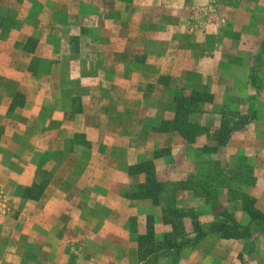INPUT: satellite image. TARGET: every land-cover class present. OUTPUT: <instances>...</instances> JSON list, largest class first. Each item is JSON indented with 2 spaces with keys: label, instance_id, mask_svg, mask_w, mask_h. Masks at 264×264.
Returning <instances> with one entry per match:
<instances>
[{
  "label": "rangeland",
  "instance_id": "374dc122",
  "mask_svg": "<svg viewBox=\"0 0 264 264\" xmlns=\"http://www.w3.org/2000/svg\"><path fill=\"white\" fill-rule=\"evenodd\" d=\"M177 5L187 16H174L172 0H0V107H9L12 95V104L20 107L16 112L10 110L11 114L8 116L11 121L5 120V124L0 125V154L4 150L8 151L10 157L33 153L31 147L25 148L16 144V141H22L24 136V145H28L26 127L21 125L17 129L12 125L17 127L22 121H37L40 117L43 123H51V120L56 123L57 113L54 109L64 110L61 113L63 126L54 129H57L59 134L72 136L66 138L65 145H61L60 138L54 141V150L59 145L60 149L65 148V159L56 163L51 170L31 168L30 166L36 163L26 160L20 163L17 159L18 162L9 163L11 168L15 169V165H18V170L21 169L22 173L26 171L22 177L24 187H28L26 184L30 183L29 173L42 176V180L34 184H44L58 172L60 176L54 179V185L58 188L49 196L48 206H43L41 210L28 208L26 198L30 193L23 190L22 194L17 195L10 193V189L0 187V252L7 256L4 257L5 262H8V257H11V264L14 260H35L31 254L35 246L29 243L30 235L35 232L42 234L46 228L40 224L36 227L30 226L35 212L39 211L40 215L49 220L59 219L62 214L70 217L83 214L81 208L72 204L76 201L77 194L74 190L78 187H82L78 197L82 198L79 202L84 209V217H92L90 214H93L100 221H109L111 224L127 218L128 230L131 223H136V232L132 233L135 238L138 234L147 232L149 219L154 225L153 216L144 211L155 203L154 200L130 199L125 196L133 192L139 182L138 179L121 173L126 163L124 143L117 145V151L114 150L109 144V133L104 132L102 144L93 145L87 133L74 134L72 125L77 124L80 118L74 121L69 119L68 115L85 105L89 114L85 119L82 118L81 122L92 125L95 121L106 124L116 121L122 132V142L129 133L135 141L126 140L141 149L142 141L137 139V136L144 135L145 127L151 124L150 121L156 113V110H150L148 107L151 104H145L143 97H153L155 106L157 78L161 79L174 71L173 65H158L155 59L150 60L152 64L148 66L134 64L141 60L140 55L136 56L140 50L141 54L145 55L157 47L156 38L150 37L152 32L147 28L155 31L156 27L161 25L165 29V48L170 43L168 33L174 27L178 30L190 27L199 31L226 25L238 29L247 27L248 30L262 28L264 31V0H180ZM132 26L138 30L141 28L146 33L129 35L132 45L126 55V48H120L118 44L125 43L128 34L126 27ZM142 43L148 46L143 47L140 45ZM259 53L258 60H255L250 71L254 83L264 92V50ZM126 57L131 58L132 63L128 59L129 64H126ZM141 72L148 73V80L138 83L137 90L125 91L127 81H130L131 77H138ZM177 86L182 88L187 87V84L178 83ZM80 93L84 95V99ZM94 99L100 100V109H94ZM111 106H117L115 115L114 110H110ZM39 107H44V110L39 111L36 118V109ZM125 107L129 111L126 112ZM98 112L100 118L95 117ZM8 126L11 128H7ZM54 129L52 130L56 134ZM37 132L34 130L35 136ZM145 139L142 138L143 141ZM37 152L42 153L43 150L37 149ZM194 152V147L184 150L174 154L176 163L168 160L157 166L156 177L166 185L169 192V195H166L167 203H164L167 216L169 219H182V222H185L184 228L173 233L177 241L195 237V234L190 233L194 228V217L174 216L175 211L179 210L176 207L181 198L184 197L185 203H188L190 196L188 197L187 190L190 188L196 191L200 204L197 202V209L189 213H192L205 229L220 221H229L232 225L230 217L233 216L242 226L252 230L253 225L242 220L228 205L233 200L243 198L244 194L254 196L252 188L255 184V174L252 166H237L232 162L217 164L201 158L195 160V163L189 162V159L194 158ZM113 169H116L117 177L112 179L108 177V173ZM189 174L192 176H187ZM106 182L107 186H112L118 191L108 198V189L103 187ZM62 189L68 193L59 194ZM105 198L106 209L103 206ZM57 200L61 201V205H55ZM131 201L132 207L128 204ZM121 213L123 217H120ZM105 229L108 234L112 232V227ZM51 230L46 236L48 240L49 235L59 233H55V226ZM81 230L85 237L84 245L80 244L83 251L94 249L95 244L91 241L92 224L86 220L83 228L78 227V232ZM172 232L171 224L163 226L159 231L154 226V240L144 243L141 250L140 242H137L139 253L145 257L142 264H157L165 253L164 240L158 237ZM80 245L78 247V243H74L71 247L80 248ZM192 247L195 246L185 248ZM18 251L23 253L25 259L18 256ZM170 253L176 252L170 250ZM157 256L158 260L155 261Z\"/></svg>",
  "mask_w": 264,
  "mask_h": 264
},
{
  "label": "crops",
  "instance_id": "0c3cea01",
  "mask_svg": "<svg viewBox=\"0 0 264 264\" xmlns=\"http://www.w3.org/2000/svg\"><path fill=\"white\" fill-rule=\"evenodd\" d=\"M179 1L172 0L174 7L173 14L177 17H185L187 14L182 12L177 5ZM147 29L152 32L150 37L156 38L157 47L145 55L141 54L142 50H140V53L136 56L140 55L141 60L134 62V64L148 66L152 64L150 60L155 59L158 65H173L174 71L172 74L164 75L161 79L157 78L155 106H153V97L149 99L144 94H140V96H144L143 100H145L147 106L151 104L148 106L150 110H156L154 118L150 121L151 124L144 129L145 133L143 136L146 138L145 141L142 140L143 136H137V139L142 141L141 149L134 143L132 144L129 140H126H133V137L129 133L124 138V142H122V132L118 128L116 121H110L107 124L95 121L92 125L81 122L82 118L85 119V116L89 114L85 110V105L78 111H71L72 115H68V118L74 121L80 118L77 124L72 125L75 131L74 134L87 133L94 145L102 144V133L108 132L110 135L109 144L116 151L117 145L124 143V146H126L124 151L126 163L121 173L124 172V176L126 174V176L132 179H138L139 182L133 192L125 193V196L130 199H142L133 198L132 193L137 191L139 185L146 179L145 173L132 172L130 170L132 165L152 160L156 173L158 165L166 163L168 160L176 163L174 154L193 147L195 148V156L189 159V162L192 163L201 158L204 161H213L217 164L232 162L237 166L245 164L252 166L255 174V184L252 188L253 198L256 200V207L264 213V92L258 89L259 87L254 83L252 72L250 71V67L255 64V60H258L257 55L264 50L263 29L253 28L248 30L247 27L238 29L222 25L215 28L208 27L207 30L194 31V28L190 27L179 30L174 27L168 33L170 34V36H167L170 39V43H168L167 48L164 47L166 45V32L161 25H158L155 31ZM126 33L128 34L125 37V43L118 45L120 48H126L125 52L128 55L127 50L132 45L129 41V35L136 33L143 34L146 31H143L141 28L138 30L132 26L126 27ZM140 45L143 47L148 46L146 43ZM117 48L116 43L115 50ZM247 51L248 54H246ZM132 58L134 59V57ZM128 59L129 57H126V64H129ZM129 61L132 63L131 58ZM147 80L148 73L141 72L138 74V77H131V80L127 81L125 91L129 90L131 92L133 89L137 90L138 83ZM178 83H185L187 87L179 88L177 86ZM180 90H184L185 95H189L192 92H209L211 94L212 99L210 101L204 100L197 103V109L189 114V118L192 122L199 123L201 126L208 128L209 133L210 131L217 130L222 125L225 126L230 123L229 125H231L230 128L232 130L225 144L217 146V149L205 151V146L218 145V142L213 139L211 134H201L194 142H189L183 138L178 130L164 129V124L167 121L173 120L177 115L178 102L176 101V96ZM14 94H16V91H14ZM80 94L82 99H84V95ZM12 98L13 95L9 101V107H0V125L5 124V120L7 122L11 121V118L8 116L11 114L9 113L10 110L16 112L20 108L12 104ZM93 102L94 109L101 108L100 100L94 99ZM125 109L126 112L129 111L126 107ZM36 110H38L37 118L39 111H43L44 107H39ZM110 110H114L113 114L115 115L117 113V106H111ZM63 111L61 109H54V112L57 113L55 115L56 123H53V120L48 124L43 123L40 117L37 121L36 119L22 121L17 124V127L16 125H12V127L17 129L21 125L26 127V131H28V145H24V140H26L24 136L21 139L22 141H16V144L22 147L25 146V148L31 147L33 153H23L22 155L10 157L8 151L4 150L0 154V187L10 189L9 192L13 194L19 195L23 193L24 182H22V177H24L26 171L22 173L21 169L18 170V165H15V169L11 168L9 163L18 161L21 163L22 160H26L29 163H36V165L30 166L31 168H40L43 171H48L56 163L64 161L65 148L60 149L61 146L58 143V148L56 150L53 149L54 141H58L60 138L61 145H65L66 138L72 137L59 134L60 132L54 129L55 127L59 128L63 126V123H61V113ZM99 115L100 112L96 113L95 117L100 118ZM7 128L11 127L8 126ZM52 129L56 130L57 133L55 134ZM34 130L38 131L36 136ZM18 140H20V136ZM37 149L43 150V152H37ZM17 159L19 160L17 161ZM53 176L49 180H46L43 191L37 197L26 198L28 208H38L41 210L43 206H48L49 196L58 188V186L54 185V179L59 177L60 174L58 172L55 177ZM187 176L192 175L189 174ZM28 177L30 179V183L26 184L28 186H32V184L42 180V176L39 174L29 173ZM108 177L112 179L117 177L116 169L108 173ZM103 187L108 189L106 198L118 192L114 187L107 186V182L103 184ZM62 191L59 194L65 195L68 193L64 189ZM74 191L77 196L76 201L72 204L76 208H81L83 214H77L75 217L62 214L59 219L49 220L40 215L39 211L35 212V217L32 218L33 220H30V226L36 227L40 224L46 227L44 233L36 234L35 232L34 235H30L31 240L29 243L35 246L34 251L31 253L35 260H22L19 262L14 260L12 264H142L137 243L140 235L138 234L137 238L132 235V233L136 232V223H133V225L131 223L130 230H128L127 218H122L123 220L120 219V222L111 224L109 221H100L93 214H90L92 217H84V209L79 202L82 198L78 197L79 192L82 191V187H78ZM187 191L188 197L190 196L188 203H185L183 197L180 199L176 209L190 212L197 209L196 204L197 202L200 204V201L196 198V191L194 189L190 188ZM34 193L38 194V191ZM106 198L103 204L105 209L107 208ZM99 204H101V200ZM128 204L132 207V201ZM55 205H61V201L57 200ZM228 205L242 220L253 225L250 236L224 238L217 233H208L195 247L183 248L180 252L162 256L157 264H264V220L252 219L251 215L244 209L243 198L233 200ZM164 208H167L164 203H154L149 209H144L147 214L153 216L154 226L157 231L162 230L163 226L168 225L164 221ZM44 210L46 211L47 208ZM134 215L136 214L134 213ZM120 217H123V213L120 214ZM86 220L92 224L93 233L91 241L95 244V248L83 251L80 244L84 245L85 237L82 230L78 232V227L83 228ZM53 226H55V233L56 231H59V233L58 235L57 233L49 235L50 239L48 240L46 236L52 232L51 228ZM107 227H112L110 234L106 233L105 228ZM14 238L13 234L12 239L14 240ZM158 239L164 240V236H159ZM74 243H78V247L80 245V248L71 247ZM21 250L23 251V249ZM16 253L21 259H25L21 251ZM4 257L7 258L3 252H0V264H11V257H8V262H5Z\"/></svg>",
  "mask_w": 264,
  "mask_h": 264
},
{
  "label": "trees",
  "instance_id": "16d2710c",
  "mask_svg": "<svg viewBox=\"0 0 264 264\" xmlns=\"http://www.w3.org/2000/svg\"><path fill=\"white\" fill-rule=\"evenodd\" d=\"M176 101L178 102V112L176 117L173 120L167 121L164 124V129L166 130H178L183 138L189 142H194L196 138L204 133L211 134L213 139L218 142V145L214 146H205L204 150L208 149H217V146L223 145L227 142L228 135L231 132V128L229 124L225 126H221L217 130L209 133V129L201 126L199 123L192 122L189 118V114L197 109V103L200 101L212 99V96L209 92H192L189 95H185L184 90H180L177 93ZM159 153V152H157ZM132 172L137 173H145L146 179L142 182L138 190L132 193L133 198H152L156 204L167 203L166 195H169L167 192L166 185L157 179L155 173V166L152 160L142 162L139 164H134L130 167ZM46 184H34L32 186L24 187V191L26 193H30L27 197H37L42 191ZM38 191L37 193H34ZM256 200L250 195L244 194L243 196V206L244 209L251 215L252 219H260L264 220V213H262L255 205ZM191 214V215H190ZM174 216L177 218L184 217H194L192 221V225L194 226L193 231L190 233L195 234V237L192 239H181L177 241L175 238L174 232L185 227V222H182V219L179 221L169 219L167 216V209L164 208V221L166 224H171L172 233H166L164 236V250L165 253L162 256H166L170 253V250H174L175 252H180L183 248L187 246H195L198 244L204 236L208 233H217L220 234L224 238H242L248 237L251 234V230L249 227L242 226L235 217H230L232 221V225H230L229 221L226 222H215L209 225L208 229L204 228L198 221L195 219V216L192 213L176 210ZM152 218V217H149ZM154 240V225L153 222L149 219L147 222V232L145 234H141L139 237L140 242V250L143 248L144 243H148ZM145 257H142L140 254V260H143ZM155 261L158 260V256L155 257ZM154 261V262H155Z\"/></svg>",
  "mask_w": 264,
  "mask_h": 264
}]
</instances>
